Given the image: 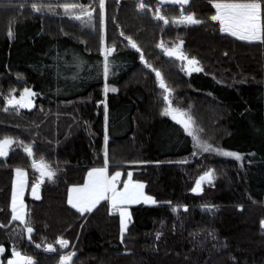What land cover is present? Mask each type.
<instances>
[{
	"label": "trees",
	"instance_id": "16d2710c",
	"mask_svg": "<svg viewBox=\"0 0 264 264\" xmlns=\"http://www.w3.org/2000/svg\"><path fill=\"white\" fill-rule=\"evenodd\" d=\"M140 2L105 0V42L115 45L105 80L99 0H0V139L14 140L0 156V264L12 258L13 247L33 257L32 264H59L69 252L71 264H264V40L222 33L211 20V0L183 6L143 0L144 9ZM65 3L95 9L92 20L75 19ZM33 4L53 10L37 12ZM158 7L167 24L154 15ZM182 9L200 23H173ZM128 36L173 89V106L187 110L214 148L239 152L240 159L195 155L183 126L165 117L164 90ZM180 41L202 71L189 73L186 61L159 49ZM25 87L37 93L32 108L7 104L13 89L19 96ZM29 144L31 157L24 151ZM105 151L109 173L131 171L156 200L129 208L123 241L118 211L105 202L83 215L67 203L68 188L102 167ZM42 156L56 172L40 183L39 199L26 198L29 234L12 220V176L21 167L29 184L37 181L32 161ZM208 169L212 181L192 192Z\"/></svg>",
	"mask_w": 264,
	"mask_h": 264
},
{
	"label": "snow or ice",
	"instance_id": "6c2138e0",
	"mask_svg": "<svg viewBox=\"0 0 264 264\" xmlns=\"http://www.w3.org/2000/svg\"><path fill=\"white\" fill-rule=\"evenodd\" d=\"M174 3L180 4L181 6L188 4L189 0H173ZM215 13L211 15L212 21L219 22V30L222 33H229L233 37H237L243 41H257L264 40V26L261 24L262 10H264V3L261 0H211ZM33 9L37 12L41 11L44 7L48 10H53L51 5L43 6L38 4L32 5ZM66 12H71L75 19L82 21H91L93 17V11L95 9H89L85 5H74L65 3L62 5ZM138 8L144 9L147 7L146 4L141 0L137 5ZM78 9V11H77ZM99 15H100V30H101V52L104 56L103 73L105 80H107L109 74V55L115 51V45L108 47L105 42L104 30H105V0H99ZM154 15L168 23V18L161 14L159 7L156 9ZM173 23L179 24H197L200 23L196 19L195 13L184 12L183 9L178 17L172 18ZM9 36L12 35V30L9 28ZM123 36L124 33L121 32ZM127 40L132 48L136 49L140 53V60L145 63L147 68L151 69L157 78L159 87L164 90L163 99L166 103L164 108V114L171 117L172 120L176 121L183 126L185 132L192 136L195 146L198 149H202L205 152L215 151L224 156H232L236 159L241 158L239 152H233L225 150L220 147H213L207 140L201 139L198 134V127H194L195 121L191 115L187 114V110L181 107H174L171 99L173 89L168 87L165 79L163 78L161 71L145 59V55L142 49L139 47L137 42L128 36ZM183 41L179 44H174L171 48L165 47L163 42L160 43L159 47L164 48L168 56H175L181 61H186V69L190 73L192 71H202L198 66L199 61L196 57H189L183 50ZM112 91H116L113 87ZM105 94L109 91V85L105 83L104 86ZM9 97L6 98V102L9 105H15L18 108H32L34 104L33 98L37 95L32 88L25 87L19 96H16L15 89L12 90ZM105 119L107 121V105H105ZM107 141V133L105 135ZM14 140L11 136L5 135L0 139V156H6L8 150L13 144ZM23 144V141H20ZM24 151L31 157L33 156V145L29 144L24 147ZM32 167L36 168L40 173V178L36 183L31 185L32 195L39 198L40 183L45 177L52 179L55 175L56 169L52 168L47 163L45 158L42 156L39 160L33 159ZM16 179L13 182L12 199H11V210L12 220L20 221L26 228V231L31 234L33 229L27 225L25 206L23 200L20 199L23 190L27 184V172L21 167L15 169ZM213 169L204 171L195 181V186L191 189L192 192L196 193L202 191V183L205 181L211 182L213 179ZM122 172L117 170L109 174V159L107 151H105V160L102 167H92L87 171L86 177L82 184H73L67 190V203L76 209L80 214L90 213L102 200H108L111 205L112 211H118L120 215V232L121 239L127 230V221L130 218V212L128 205L138 204L143 201L145 204L156 203L154 197L147 195L144 191L145 184L140 180H134L132 178V172L127 173L128 178L121 181ZM122 182L123 187H118V184ZM19 201V202H18ZM185 209L187 205H184ZM242 207V206H241ZM11 223V221H10ZM261 227L264 228V220H261ZM159 235V234H158ZM31 239V235H29ZM57 243L62 247L68 245V241L63 237L57 238ZM39 246V245H38ZM48 250H54L53 244L49 243L46 245ZM4 246L0 245V252H4ZM12 258L8 259L7 264H32L33 257L22 255L21 252L17 251L13 247ZM75 255L74 252L62 254L59 258V264H71L72 258Z\"/></svg>",
	"mask_w": 264,
	"mask_h": 264
},
{
	"label": "rangeland",
	"instance_id": "374dc122",
	"mask_svg": "<svg viewBox=\"0 0 264 264\" xmlns=\"http://www.w3.org/2000/svg\"><path fill=\"white\" fill-rule=\"evenodd\" d=\"M262 15H264V10H262ZM262 19H264V17H262ZM15 106V105H14ZM187 114H188V112H187ZM165 115V114H164ZM165 117H167L168 119H170V120H172L171 119V117L170 116H168V115H165ZM182 126V125H181ZM194 127H197L196 126V124L194 125ZM198 134L200 135V137H201V139H203V140H205L204 139V137H203V135H202V133H201V131L199 130V132H198ZM189 135V134H188ZM190 136V138L192 139V141H193V138H192V136L191 135H189ZM193 145H194V151H195V155H201V153L203 154V155H208V154H206V153H209V152H206L205 153V151H203L202 149H198L196 146H195V143H194V141H193ZM35 170L37 171V173H38V177L40 178V173H39V171L35 168ZM88 171V170H87ZM87 171L85 172V174H84V179H85V177H86V174H87ZM109 174H111V173H109ZM128 178V176H127V174L126 175H124L123 173H122V175H121V181H123V180H126ZM16 179V172L14 171L13 172V176H12V187H11V199H12V189H13V182H14V180ZM27 179V178H26ZM44 179H48L47 177H45ZM84 179H83V182H84ZM37 181H34L33 183H36ZM82 182V183H83ZM32 183V184H33ZM81 183V184H82ZM32 184H29L28 183V181H27V184H26V186H25V188H24V190H23V193H22V196L20 197V199H22L23 200V203H24V206H25V213H26V198H28V199H32V200H37V199H39V198H37V197H35V196H33L32 195V188H31V185ZM118 187H123V184H122V182L120 183V184H118ZM39 197H40V191H39ZM11 199H10V211H11V216H12V210H11ZM19 202V201H18ZM103 202H105L107 205H108V207L111 209V205H110V202L108 201V200H102L99 204H101V203H103ZM98 204V205H99ZM138 204H145L143 201H141L140 203H138ZM148 204H153V203H148ZM69 205V204H68ZM97 205V206H98ZM134 205H137V204H133V205H128L127 207H128V210H130L129 208L131 207V206H134ZM71 208H72V206L71 205H69ZM96 206V207H97ZM74 209V208H73ZM75 211H77L76 209H74ZM94 210V209H93ZM115 212V211H114ZM130 212V211H129ZM130 219H131V216H130V218H129V220L127 221V227H128V225H129V223H130ZM16 221H18V220H16ZM19 223H21L20 221H18ZM118 222H119V230H120V215H119V212H118ZM120 234H121V232H120ZM2 252H0V254H1Z\"/></svg>",
	"mask_w": 264,
	"mask_h": 264
},
{
	"label": "water",
	"instance_id": "95a60500",
	"mask_svg": "<svg viewBox=\"0 0 264 264\" xmlns=\"http://www.w3.org/2000/svg\"><path fill=\"white\" fill-rule=\"evenodd\" d=\"M168 2H173V0H167ZM159 49L160 50H163L164 51V53L166 54V52H165V49L164 48H161V47H159ZM167 55V54H166Z\"/></svg>",
	"mask_w": 264,
	"mask_h": 264
},
{
	"label": "built area",
	"instance_id": "2783aa9c",
	"mask_svg": "<svg viewBox=\"0 0 264 264\" xmlns=\"http://www.w3.org/2000/svg\"><path fill=\"white\" fill-rule=\"evenodd\" d=\"M47 254H50V252H46Z\"/></svg>",
	"mask_w": 264,
	"mask_h": 264
}]
</instances>
